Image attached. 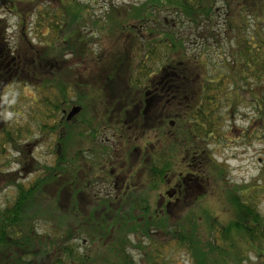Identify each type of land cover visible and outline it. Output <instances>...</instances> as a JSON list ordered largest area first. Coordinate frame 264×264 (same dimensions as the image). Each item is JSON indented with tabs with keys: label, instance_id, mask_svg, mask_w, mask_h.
Here are the masks:
<instances>
[{
	"label": "trees",
	"instance_id": "16d2710c",
	"mask_svg": "<svg viewBox=\"0 0 264 264\" xmlns=\"http://www.w3.org/2000/svg\"><path fill=\"white\" fill-rule=\"evenodd\" d=\"M71 1L85 12L63 7L53 21L55 36L49 48L33 47L23 30L17 47H13L19 49L21 59L16 67L11 66L15 70L7 86L4 81L10 74H5V67L0 71V90H8L5 87L17 82L35 89L37 125L47 135L57 134L53 162L25 161L24 168L33 163L38 176L29 183L15 180L13 201L0 207L1 256L11 257L8 264H169L162 249L175 242L187 249L193 264H252V255L263 262L264 216L251 196L253 190L230 184L227 167L213 157L211 148L212 140L223 136L222 119L242 102L254 105L264 129V0H146L130 7L132 21L113 23L109 28L92 19L90 4ZM218 1L235 10L228 17V26L232 28L236 19L234 33L240 34L231 58L222 59L220 64L225 72L212 75L202 71L203 58L209 57L191 53L177 25L164 20L167 29L162 30V22L153 11L160 13L169 7L180 11L197 29L201 20L211 18ZM84 21L100 32L107 30V36L115 40L109 59L102 53L91 54L81 33ZM156 25L160 29L154 31ZM207 29L209 37L216 39L214 31ZM136 39L144 40L143 45ZM120 40L128 45L124 49L127 57L131 49L135 56L128 59L124 75L109 84V93L93 99L90 109L101 112L88 118L90 97L73 100L70 84L64 80L67 72L60 69L53 79L48 67L54 58L71 53L82 59L85 69H93L97 86L86 83L85 87L105 90L107 64ZM37 55L39 61L34 62ZM46 58L49 64L43 62ZM0 103L2 112L6 105ZM9 104L6 108L13 109L14 104ZM74 104L83 105V109L70 121L64 115V121H49L63 112L65 105ZM224 104L229 112L220 111ZM79 115L87 122L80 125L81 121H76ZM7 125L0 137L1 154L7 145L18 148L23 138L18 127ZM74 126L81 131L75 132ZM108 129L113 130L123 156L118 157L115 145L97 142L98 135ZM88 131L92 136L85 138H92L102 152L93 155L89 149L91 157H80L85 153L82 151L74 156L69 139L75 133L80 142L79 136ZM134 146L141 157H133ZM21 152L27 159L25 149ZM180 158L184 168L178 167ZM176 174L173 189L161 192V198L152 205L151 194ZM5 178L7 183L13 181L11 174ZM214 182L222 187L234 217L221 223L206 213L208 236L204 237L193 212ZM101 184L110 190L96 191ZM191 193L196 196L190 199ZM132 248L142 251L138 260Z\"/></svg>",
	"mask_w": 264,
	"mask_h": 264
},
{
	"label": "rangeland",
	"instance_id": "374dc122",
	"mask_svg": "<svg viewBox=\"0 0 264 264\" xmlns=\"http://www.w3.org/2000/svg\"><path fill=\"white\" fill-rule=\"evenodd\" d=\"M76 1L83 4H90L92 7V19L104 28H109L113 23L116 25H125L129 20L132 21L133 18H130L129 13V10L131 9L130 7L141 5L146 2V0ZM37 5L39 8L44 6L46 9L49 7L50 10L47 11L51 13L54 20L57 19V15H60V10H62L63 7L74 12H80L81 14L85 12V9L82 6H76L71 0H0V18L6 22V34L9 39L8 42L12 47L19 42V33L21 34L23 30H26L29 39L33 41L35 40L32 23ZM234 7L236 8V6ZM19 9H26V12L22 14ZM214 9L216 10L213 11L211 18L205 19L204 22L201 20L200 27L197 29H195V25L184 17L180 11L173 10L170 7L164 9L160 13H157L156 10L153 11L155 16L160 18L162 22V30L167 29L166 26L163 25L164 20L169 24L173 23L177 25L179 34L185 39V46L187 49L191 53H203L204 56L206 55L209 57V60L205 59V57L203 58V63H205V65L202 67V71H207L212 75L225 72V69L223 66L221 67L220 64L222 63V59L231 58L234 44H236L240 34L239 31L234 33L238 23L236 19H233V21L237 23H234L232 28H229L228 26V17L231 13H235V10L227 5L225 7L221 1L216 3ZM177 13L179 14L177 15ZM152 24L155 25L156 23H150L151 26H153ZM207 27H209V30L211 29L214 31V37L216 39L209 37ZM153 29L154 31L158 30L160 29V26L156 25ZM81 33L87 38L88 47L91 49L92 55L102 53V56H104L105 59H109L112 56L114 51V49L112 50V46L115 44V40L110 39V36H107V30L106 32H100L94 27V25L84 21L81 24ZM54 36L55 35L53 34V38ZM136 41L137 43L142 42V45L144 43V40L136 39ZM119 42L120 43H117L115 46L116 54L107 64L108 74L106 77H108V83L105 90L103 89L104 87L100 86L93 91H90L85 87L86 83H91L93 86H97L92 77L93 69H85L86 64L82 63V59L75 58L71 53L62 58H60L61 56H58L59 58L57 60L54 58L52 66L48 67L50 70V78L53 79L58 76L57 74L60 72V69L67 72V75L65 73L66 77L64 80L70 84L69 95H71L73 100H79L80 97H83V99L85 97L88 98L87 95L90 97L91 104L89 105V108L86 109V116L88 118L92 113L98 117L101 112L99 108L98 110L90 109L93 101L98 100V97H104L105 93H109V84H113L118 75H124L123 71L127 70L129 65L128 59L131 57L134 58L135 56L134 50L131 49L129 51L130 56L127 57L124 49L128 45L126 46L123 40H120ZM135 47L137 48V45H135ZM12 80L13 79L9 80L7 84ZM1 82L2 80L0 79V83ZM5 88L8 90H0V101L3 102L4 106H10L9 103L12 102L14 108L7 109L5 106V110L2 112L0 110V137L2 136V131L9 125H7V123H10L14 128L18 127V129H20L23 138L21 139V142H19L18 148L16 147L17 150L13 146H6L5 144L6 152H2V154L0 153L1 208L7 206L13 201L16 192L13 183L15 180L29 183V181H32L38 176L39 172L37 173L32 168L33 163L29 164L28 168H24L23 163L25 161L31 162L32 160L39 161L40 163L53 162L54 157H56L53 151L57 140V134L53 133L52 135H47L37 125L39 123L38 119H36L35 112L37 111V106L33 104L36 96L35 89L21 82L12 83ZM87 90L88 94H86ZM227 104H224L225 107L220 110L222 113L229 112L227 111L229 107ZM1 105L2 104L0 103V106ZM73 106H79V104L71 106L65 105V110L69 111ZM80 106H82L83 109V105ZM60 120L64 121L63 112L57 114L56 118L52 117L49 121L52 123L53 121L59 122ZM76 121H81L80 125L87 122L82 116L78 117ZM221 125L223 136L220 140L218 138L212 140L213 146L211 148V153L219 163L227 167L228 175L226 176V180L229 181L230 184L246 185L249 190H253L251 196L254 197L259 212L264 216V129L262 120H260L253 104L242 102L234 113H231L230 116H226L222 119ZM74 130L79 133L81 128L74 126ZM89 135L92 136V131L91 134L89 131L83 132V137L78 135L80 142H78L75 133L69 139V146L74 156L79 151H82L85 153H82L80 157H91V153L95 155L102 150L100 145L96 147L95 143L92 142V138L89 139V141L85 138L87 136L89 137ZM113 135V130L108 129L104 133L99 134L96 140L99 144L108 143L110 146L115 145L114 149L118 152V157H121L124 154V150L118 147L119 141L117 142L116 137H113ZM135 147L137 146L133 147L134 150ZM22 149H25L27 152V159L21 152ZM89 149L91 150V153L88 151ZM5 157L9 158L6 159ZM133 157H141L139 150L134 151ZM180 161L183 163V159L180 158L178 160L179 168L181 166ZM181 168H184V165H182ZM6 174L12 175L13 181L11 183L13 184L7 183L5 178ZM177 179L178 174L170 177L167 182L162 183L159 188L154 191V194H151L152 205L161 198V195H159L161 192L165 193L167 190L173 189ZM215 183L216 182L210 184L206 197L199 201L198 208L194 209L193 212L199 230L204 232V237L208 236V233L205 231V229H207L204 219L206 213L216 216L221 223H226L234 217L230 206L227 204L226 197L222 192V187L217 186ZM109 190L108 187H104L102 184L96 188V191H99L100 193L101 191L105 192ZM201 192H203V189ZM195 196L196 193H191L189 198L191 199V197L194 198ZM39 229H43V224L39 225ZM133 240L137 243L136 238H133ZM162 251L164 260L169 264H193V259L187 249L180 247L175 242L166 245ZM131 253L137 260L142 255V251L136 248H132ZM251 259L252 264H263L264 262V259L262 262L261 259L254 255L251 256ZM8 261H11L10 256H7L4 259L0 254V264H8Z\"/></svg>",
	"mask_w": 264,
	"mask_h": 264
},
{
	"label": "flooded vegetation",
	"instance_id": "af4514ba",
	"mask_svg": "<svg viewBox=\"0 0 264 264\" xmlns=\"http://www.w3.org/2000/svg\"><path fill=\"white\" fill-rule=\"evenodd\" d=\"M36 7L37 8L35 9L33 15L34 20L32 23L35 40L34 41L32 40V43H33V47H35L36 49L44 50V48L49 47L50 45L49 41L52 40V36L50 35V32L54 19L50 12L44 11L42 7L39 8L38 5ZM6 27H7L6 22L2 18H0V35L4 34L2 35V38L0 37V71L3 70V68L5 67L6 68L5 74L6 75L10 74L9 80H11L12 79L11 72L13 70L11 66L14 65L16 67L17 61L21 59V53L18 52L19 49H13V47L9 44L8 42L9 39L6 34ZM18 43L15 45L16 47ZM47 51L49 54L50 51L48 49ZM33 60L34 62L39 61L38 55L34 56ZM43 62H47L49 64L51 61L49 60V58H46L45 61ZM9 80H5L4 84H7Z\"/></svg>",
	"mask_w": 264,
	"mask_h": 264
},
{
	"label": "water",
	"instance_id": "95a60500",
	"mask_svg": "<svg viewBox=\"0 0 264 264\" xmlns=\"http://www.w3.org/2000/svg\"><path fill=\"white\" fill-rule=\"evenodd\" d=\"M81 111L80 106H74L67 115V120H71L77 113Z\"/></svg>",
	"mask_w": 264,
	"mask_h": 264
}]
</instances>
